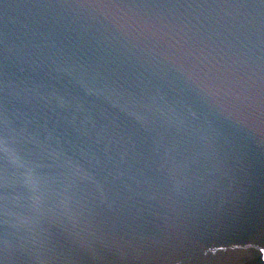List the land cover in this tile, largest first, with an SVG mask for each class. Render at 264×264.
<instances>
[{
  "label": "water",
  "instance_id": "95a60500",
  "mask_svg": "<svg viewBox=\"0 0 264 264\" xmlns=\"http://www.w3.org/2000/svg\"><path fill=\"white\" fill-rule=\"evenodd\" d=\"M264 0H0V264H264Z\"/></svg>",
  "mask_w": 264,
  "mask_h": 264
}]
</instances>
